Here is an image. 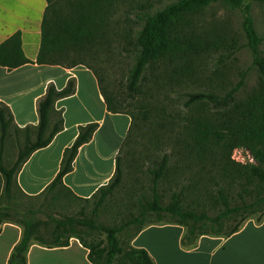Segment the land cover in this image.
<instances>
[{"label": "rangeland", "instance_id": "rangeland-1", "mask_svg": "<svg viewBox=\"0 0 264 264\" xmlns=\"http://www.w3.org/2000/svg\"><path fill=\"white\" fill-rule=\"evenodd\" d=\"M64 4L68 0H53ZM181 0H118L113 11L98 14V10L88 9L87 15H95L91 42L81 52L82 62L97 75L102 90L115 89L124 97H131L125 107L135 118L131 137L124 147L121 158L120 182L104 194L101 202L97 198L81 200L72 196L64 187L57 186L50 193L52 198L46 208L37 211L34 203L24 198L19 190L10 197L7 181L13 180L15 188L17 166L21 158L36 141V131L18 129L11 123L4 107L8 126L0 125V213L2 220H18L24 225L35 227L34 236L52 241V231L59 221L70 218L83 224L95 221L101 227L117 230V237L123 247H129L139 228L143 225L167 223L160 216H141L142 203L150 199L153 187L150 169L160 165L163 155H171L167 168V178L159 183V188L172 189L175 186L186 188L188 202L204 203L206 189H211V178L220 177L217 172H201L200 166L185 155L183 145L189 139L192 127L200 118L215 119L225 113V108L251 107L264 127V72L256 64V57L264 58V0L250 3L249 15L257 32L258 55L251 48L245 29L246 12L224 0H217L203 9L193 10L184 15L185 27L181 31L197 44L189 59L187 80L180 76L172 81L174 64L169 59L142 60L139 63L137 34L142 29L143 20L152 14L165 10ZM102 21L104 26L101 25ZM79 60L71 58L66 66ZM182 67V66H181ZM243 105V106H240ZM61 115H57L60 120ZM52 124L48 129H52ZM232 159L242 165H253V154L246 148L235 150ZM180 180L179 185L176 181ZM116 186V187H115ZM174 186V188H172ZM50 194V195H51ZM171 192L165 196V203L171 201ZM106 197V196H105ZM143 199V201H142ZM253 202L254 199H249ZM21 203L32 206L31 211L22 214L18 210ZM194 205V204H192ZM218 210L212 212L217 214ZM138 215V219L135 216ZM162 218V217H161ZM241 221L239 217L237 221ZM264 221V206L250 213L248 219ZM237 221L229 222L234 225ZM244 222V224H245ZM69 226V225H68ZM67 226V227H68ZM73 235L81 225L70 227ZM90 231L83 228L82 233ZM101 231V230H100ZM95 232L96 238L106 235Z\"/></svg>", "mask_w": 264, "mask_h": 264}, {"label": "trees", "instance_id": "trees-1", "mask_svg": "<svg viewBox=\"0 0 264 264\" xmlns=\"http://www.w3.org/2000/svg\"><path fill=\"white\" fill-rule=\"evenodd\" d=\"M47 1L48 8L43 22L42 47L37 63L40 65L66 66L65 63L74 58L79 61L71 66L67 65L68 67L87 66L79 58L86 44L91 42L93 26L100 27L95 22V15H87V11L93 9L98 10L96 15H99V13L107 14L105 9L108 8L109 17L118 0H68L65 2L64 8H61L63 4L57 1L56 3L53 0ZM214 1L217 0H181L163 11L147 16L143 20L142 29L136 36L140 59L138 66L143 59H169L172 63L176 62L182 66L173 63L172 81H178L180 76L187 80L190 75V73L189 75L186 74L189 68V59L195 50L198 51L199 47L193 40L181 34L185 27L184 15L193 10H198V8L203 9ZM224 1L234 7L242 8L246 12L245 29L251 48L258 55L260 38L249 15L250 3L255 0ZM101 25L104 26L103 21ZM28 63L32 62L23 53L19 35L14 36L0 46V66L14 70ZM256 64L264 72V58L258 55ZM75 92L76 83L74 81H71L62 91H58L54 86L49 87L46 96L39 103V126L24 129H35L36 141L33 143L28 141L32 146L27 154L21 158L16 175L35 151L47 147L56 135L63 130V112L57 110L56 103ZM102 93L110 112L127 114L132 118L127 144L135 121L134 116L125 107L131 97H124L115 89L112 91L109 89L102 90ZM3 107L7 111L11 123L14 125L15 123L10 109L0 102V125L4 129L8 126V121L5 111L2 109ZM251 107L253 105L245 108L235 107L232 110L225 108V113L218 119L205 120V118H200L188 134L189 139L183 145L187 158L196 162L200 166L201 172H217L221 180L218 181L215 176L211 178V189H206L208 191L203 195L204 203H199L197 199L192 201L194 205L189 203L185 197L186 188L183 186H175V188L173 186L172 191L167 188H164L163 192L161 191L158 186L161 181L167 178V168L170 169L169 164L173 158L171 155L174 152L170 155L165 153L160 165L150 169L149 175L153 187L150 199H146L145 201H148L141 204V216L155 214L160 216V221H163L165 220L164 215L168 214L170 221L166 222L184 226L187 231L186 236L191 241L201 235L229 237L240 230L250 213L261 210L264 206V127H262L261 121H258V117ZM58 114L61 115L60 120L56 119ZM50 124L53 126L51 130L48 129ZM97 129L98 124L87 125L80 129L77 140L71 148L66 150L62 169L55 182L48 188V193L57 186L64 187L63 177L72 171V165L80 147L92 139ZM240 148L248 149L253 154L256 163L253 165L236 163L232 159V155L235 150ZM120 172L121 158L119 156L114 179L106 187L101 188L92 198H97L102 193L101 202H104L108 197L104 192L113 188L115 184L116 186L119 184ZM7 177V189L10 190L13 180L11 177L9 178V174ZM179 182L180 180H177L176 184L179 185ZM14 184L18 186L16 179ZM170 192L171 201L165 203V196ZM250 198L254 201L249 202ZM217 209H220L217 214H212ZM0 217H2L1 213ZM139 217L137 215L135 219ZM239 217L241 221H237ZM232 221L237 222L230 225L229 222ZM19 223L23 224L20 221ZM79 224L81 230L75 232L74 236L90 250V260L94 264H154L153 259L146 250L136 249L132 246L123 247L117 237V230L107 227L99 229L95 221L91 220V222L83 224L82 221H76L68 217L63 221H59L53 229L51 236L54 239L52 241L35 237V227H31V224H23L25 228L24 238L16 248V254L10 264H27L25 253L32 241L48 246L65 244V241L61 238H64L66 234L72 236L74 232V229L69 228V226L73 227ZM148 225L141 226L136 235ZM83 228H89L90 231L82 233ZM96 231L105 234L106 238H96ZM19 254L22 256L18 257Z\"/></svg>", "mask_w": 264, "mask_h": 264}, {"label": "crops", "instance_id": "crops-1", "mask_svg": "<svg viewBox=\"0 0 264 264\" xmlns=\"http://www.w3.org/2000/svg\"><path fill=\"white\" fill-rule=\"evenodd\" d=\"M47 8V0H0V46L19 35L23 53L32 62L14 70L0 66V102L12 112L15 125L22 130L37 128L39 103L49 87L62 91L71 81L76 83V92L56 103L63 112V130L28 158L16 175L18 186L9 190L10 197L19 190L37 211L48 207L52 194L47 190L82 127L98 124L92 139L80 147L63 185L73 197L89 200L114 179L132 125L129 115L109 111L99 79L89 67L37 63ZM18 210L26 214L33 209L21 203ZM24 233L18 220L0 217V264H10ZM186 233L176 223L150 224L130 246L146 250L154 264H264V221L248 220L229 237L201 235L190 241ZM64 241L61 246L32 241L25 253L27 264H94L90 250L77 237Z\"/></svg>", "mask_w": 264, "mask_h": 264}, {"label": "water", "instance_id": "water-1", "mask_svg": "<svg viewBox=\"0 0 264 264\" xmlns=\"http://www.w3.org/2000/svg\"><path fill=\"white\" fill-rule=\"evenodd\" d=\"M18 256L20 257V254Z\"/></svg>", "mask_w": 264, "mask_h": 264}]
</instances>
